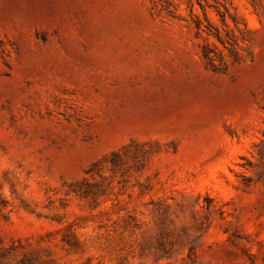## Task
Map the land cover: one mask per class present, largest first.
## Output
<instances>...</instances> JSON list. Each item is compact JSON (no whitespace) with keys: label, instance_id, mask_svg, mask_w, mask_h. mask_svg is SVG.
I'll use <instances>...</instances> for the list:
<instances>
[{"label":"rangeland","instance_id":"obj_1","mask_svg":"<svg viewBox=\"0 0 264 264\" xmlns=\"http://www.w3.org/2000/svg\"><path fill=\"white\" fill-rule=\"evenodd\" d=\"M0 264H264V0H0Z\"/></svg>","mask_w":264,"mask_h":264}]
</instances>
